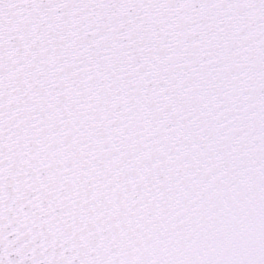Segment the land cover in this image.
<instances>
[{
	"label": "snow or ice",
	"instance_id": "obj_1",
	"mask_svg": "<svg viewBox=\"0 0 264 264\" xmlns=\"http://www.w3.org/2000/svg\"><path fill=\"white\" fill-rule=\"evenodd\" d=\"M0 264H264V0H0Z\"/></svg>",
	"mask_w": 264,
	"mask_h": 264
}]
</instances>
